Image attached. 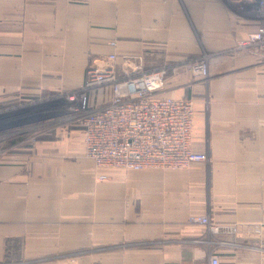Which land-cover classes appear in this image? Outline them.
<instances>
[{"label": "crops", "instance_id": "1", "mask_svg": "<svg viewBox=\"0 0 264 264\" xmlns=\"http://www.w3.org/2000/svg\"><path fill=\"white\" fill-rule=\"evenodd\" d=\"M238 1L0 0L4 104L77 88L115 40L119 73L141 55L167 70L160 96L194 98L192 146L209 155L98 170L78 127L1 154L0 264H264V50L239 46L258 19ZM202 53L209 74L195 78Z\"/></svg>", "mask_w": 264, "mask_h": 264}, {"label": "built area", "instance_id": "2", "mask_svg": "<svg viewBox=\"0 0 264 264\" xmlns=\"http://www.w3.org/2000/svg\"><path fill=\"white\" fill-rule=\"evenodd\" d=\"M242 4L243 11L246 4L254 5L258 26L239 46L264 50V0H242ZM110 44L115 51L105 61L89 64L80 87L65 95L70 122L84 132L85 154L95 168H184L195 161H208L206 152L192 146L194 98L160 96L165 89L167 70L144 69L141 55L124 54L125 68L119 73L116 41ZM131 61L137 62L132 66ZM189 69L195 78H206L207 56L192 60ZM96 92H102L97 100ZM9 109L4 106L0 92V117ZM98 177L104 179L107 174ZM193 219L207 224L213 232L220 230L208 215ZM232 230L235 232L237 228ZM209 264H221L219 255L213 254Z\"/></svg>", "mask_w": 264, "mask_h": 264}, {"label": "rangeland", "instance_id": "3", "mask_svg": "<svg viewBox=\"0 0 264 264\" xmlns=\"http://www.w3.org/2000/svg\"><path fill=\"white\" fill-rule=\"evenodd\" d=\"M238 2L241 10L242 0ZM245 8L253 12L254 5L246 4ZM205 55L210 61L211 55L208 53H202L198 57ZM94 62L92 59L89 64ZM77 88L61 90L57 95L31 97L4 104L11 109L0 117V155L34 154L38 141L62 138L63 130L74 128L68 117L69 102L65 100V95Z\"/></svg>", "mask_w": 264, "mask_h": 264}]
</instances>
